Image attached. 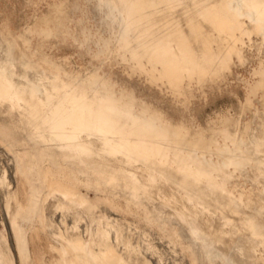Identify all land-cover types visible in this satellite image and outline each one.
<instances>
[{
	"label": "bare ground",
	"instance_id": "6f19581e",
	"mask_svg": "<svg viewBox=\"0 0 264 264\" xmlns=\"http://www.w3.org/2000/svg\"><path fill=\"white\" fill-rule=\"evenodd\" d=\"M7 4L0 264L42 237L55 264H264V0H60L22 28ZM68 38L90 70L42 52ZM236 62V114L195 123Z\"/></svg>",
	"mask_w": 264,
	"mask_h": 264
},
{
	"label": "rangeland",
	"instance_id": "374dc122",
	"mask_svg": "<svg viewBox=\"0 0 264 264\" xmlns=\"http://www.w3.org/2000/svg\"><path fill=\"white\" fill-rule=\"evenodd\" d=\"M58 1L60 0H1L3 5L5 3H8L5 9L9 12H13L14 16L19 19L18 20L19 22H17V24L19 23L18 24L19 28H22L27 23H29L31 16H33L34 14L42 15L46 13L47 10L51 7V4H53L54 2H58ZM76 16L80 17V14L77 13ZM91 24L96 25L98 24V21L97 20L92 21ZM70 26H71V29L75 31L74 23H71ZM48 43L49 45L46 43L45 44L41 43L42 46L40 47L42 49V52L52 55L53 58L62 57V62L64 66L68 68L70 67L69 69L71 71H74L75 64L78 65L82 69L89 68L90 70V66H91L90 57L82 53V50L79 49L81 47L78 46L79 45L78 42L74 41L71 38H68L66 43H55L54 40H49ZM247 51L248 53L252 52V50L250 49H247ZM114 68H117V67L115 66ZM249 69H250V65L248 63H244V64H239L237 62L234 63L233 64V75L229 77V79L227 80V83H224L222 87L218 90L215 89L214 91H209V94L207 95L206 100L203 97L197 95L194 98V102L189 107V110L187 113L188 116L190 118H193L195 123L202 124L205 122H212L216 120L221 113H228L230 115H235L236 105L240 100H242L244 96V88L238 76L240 78L248 77L250 73ZM135 81L136 83H138L140 87H143L142 84L144 83V79L142 76L137 77V78L135 77ZM233 100L235 101L236 104L234 103ZM0 158H2L3 164L6 163L4 151L0 152ZM5 223H6L5 214L0 209V228L4 229L3 225ZM153 238H154L153 242L161 250L167 249L165 243L161 241L157 235H154ZM41 243L43 244L45 248V251H44L45 264H51V260L54 254L48 249V243L45 237H42ZM181 250L182 251L184 250L187 253V256L189 259L192 257V254L189 253L188 247L185 242H182ZM35 251L39 252L40 250L39 248H36ZM260 252L261 251H259V253ZM148 257L151 260H154V257L152 255L148 254ZM169 257H167V260L169 259ZM181 264H186V262H182Z\"/></svg>",
	"mask_w": 264,
	"mask_h": 264
},
{
	"label": "crops",
	"instance_id": "0c3cea01",
	"mask_svg": "<svg viewBox=\"0 0 264 264\" xmlns=\"http://www.w3.org/2000/svg\"><path fill=\"white\" fill-rule=\"evenodd\" d=\"M46 241L47 243H49L48 239L46 238ZM42 246H38L35 244V242H33V245H32V255L35 257L36 261H37V264H45V255H44V251H45V248L43 246V244H41ZM36 248H39V252H36ZM48 249L53 252L50 248H49V244H48ZM53 258L51 260V264H55L54 263V258H55V253L53 252ZM41 261V262H40ZM40 262V263H39Z\"/></svg>",
	"mask_w": 264,
	"mask_h": 264
}]
</instances>
